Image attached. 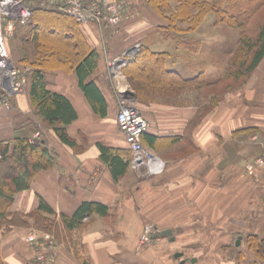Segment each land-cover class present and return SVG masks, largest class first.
I'll use <instances>...</instances> for the list:
<instances>
[{
	"label": "crops",
	"instance_id": "obj_1",
	"mask_svg": "<svg viewBox=\"0 0 264 264\" xmlns=\"http://www.w3.org/2000/svg\"><path fill=\"white\" fill-rule=\"evenodd\" d=\"M131 1L140 3L138 14L124 26L78 23L81 43L97 53L84 78L77 72L78 62L69 60L75 56L62 51L56 50L57 59L41 68L44 90L63 97L70 107L67 120L46 118L32 95L29 62L43 56L37 52L36 30L29 22L15 24L7 37L9 47L16 40L21 66L16 65L26 69L27 83L13 97L12 110L0 109V155L11 154L15 139H26L46 149L50 164L30 179L25 176L6 210L8 218L18 214L27 225L0 217V264H38L39 246L25 237L33 232L41 242L49 233L31 215L41 200L54 214L40 213L58 228L55 235L49 233L56 243L55 264H250L251 259L238 254L246 251V236L264 238V167L253 161L264 144V56L244 82L221 97L201 95L208 85L131 79L124 69L140 49L137 44L161 53L166 71L191 78L206 72L194 74L199 68L192 67L193 75L186 76L174 60L186 59L193 66L207 43L201 23L189 37L182 32L170 36L167 32L173 30L165 28L161 14L145 0ZM216 23L213 28L222 24ZM168 38L172 50L162 48ZM109 61H117L115 71ZM90 84L100 101L90 98ZM129 104L141 108L148 121L141 142L164 162L160 173L141 167L146 176H139L141 168L131 167V150L115 118L117 109ZM113 157L123 163L120 171L113 167ZM86 201L106 211L67 225ZM151 222L159 230L171 229V236L151 235L141 244L143 226ZM178 252L182 254L175 256Z\"/></svg>",
	"mask_w": 264,
	"mask_h": 264
},
{
	"label": "trees",
	"instance_id": "obj_2",
	"mask_svg": "<svg viewBox=\"0 0 264 264\" xmlns=\"http://www.w3.org/2000/svg\"><path fill=\"white\" fill-rule=\"evenodd\" d=\"M145 1L162 15L164 21L167 22L165 28L175 32L195 29L210 12L216 15L218 23L226 24L229 27L250 29L253 25V32L248 38L243 36L239 38L233 58L229 61L226 72L220 79L221 83L230 81L229 84H226V88L233 86L235 82H244L264 56V18L254 19L256 14L264 8V0ZM28 22L36 30L37 52L43 54V56L39 55L36 60L29 62L35 75H33L32 95L46 118L49 120H67L72 115L70 107L63 97L48 94L44 90L40 70L49 66L48 63L52 59H57V50L75 56L70 57L72 59L69 60L78 62L77 72L79 75H83L84 78V75L90 72L93 63L96 62L97 53L95 50L88 48L84 42L81 43L78 35V22L73 17L55 7H46L41 0H36L31 5V16ZM59 22L64 23L65 27L59 26ZM178 22H186L187 26L183 29L178 26ZM69 30L72 34L66 36L65 32ZM167 34L169 33L167 32ZM82 55L83 59L78 58ZM162 60L161 53L141 47L130 60L129 65L125 67L124 73L131 79L135 76L147 80L165 79L170 85L177 83L179 87L180 85H198L201 87L211 83L205 79L203 72L191 78H181L174 72L166 71ZM148 65H151L152 68L147 67ZM87 92L93 101H100V96L92 84L88 86ZM112 160L115 170L120 171L123 163L116 157H113ZM49 161L45 148H41L37 143H31L26 139H15L11 154L3 153L0 155V217L2 221L27 225V222L21 219L18 214L8 218L6 210L12 202L15 192L21 188L20 183L24 182L25 176L28 174L27 179H30L39 168H47L50 164ZM12 164L13 168L4 169ZM94 211L104 213L106 207L93 202H82L73 218L67 221V225L72 226L74 222L75 224L79 223L83 216ZM40 212L54 214L52 208L43 200L39 202L37 210L31 215L34 216L38 228L55 235L58 228L53 221H49L48 216L42 215ZM61 217L66 225L64 215H61ZM245 245L246 251H240L239 256L241 258L247 256L252 260L250 264H264V238L260 239L257 235L252 234L247 235Z\"/></svg>",
	"mask_w": 264,
	"mask_h": 264
},
{
	"label": "built area",
	"instance_id": "obj_3",
	"mask_svg": "<svg viewBox=\"0 0 264 264\" xmlns=\"http://www.w3.org/2000/svg\"><path fill=\"white\" fill-rule=\"evenodd\" d=\"M44 5L73 17L81 25L93 22L107 24L111 27H121L130 22L135 12L129 0H41ZM36 0H0V109L12 110L13 97L24 90L27 83L26 69L16 64L10 57L7 48V37L11 36L15 24H26L31 16V5ZM117 61H109L111 70H116ZM7 68H10L8 70ZM120 131L131 150L130 164L133 169L145 167L149 174L163 171L164 162L141 142L142 134L148 128V121L134 104L121 105L115 114ZM258 167H264V144L261 151L253 159ZM154 230L151 223L143 226L140 243L150 239ZM41 242L31 232L25 241L38 244L39 250L35 255L38 264H55L53 252L56 243L49 233L44 235Z\"/></svg>",
	"mask_w": 264,
	"mask_h": 264
},
{
	"label": "rangeland",
	"instance_id": "obj_4",
	"mask_svg": "<svg viewBox=\"0 0 264 264\" xmlns=\"http://www.w3.org/2000/svg\"><path fill=\"white\" fill-rule=\"evenodd\" d=\"M129 1L131 3V6L134 9V12H135V16L132 19V20H134L136 18L137 14H138L137 11H138V7H139L140 3L136 5L131 0H129ZM139 1L140 0H138L137 2H139ZM145 3H147V2L145 1ZM172 3H175V2H172ZM262 18H264V8L261 11H259L256 14V16L254 17L255 20H259V19H262ZM132 20H130V21H132ZM216 22H217L216 15L213 12L208 13L203 18V20L200 22L201 24H200L199 27L200 28L203 27L201 29L202 33H200V34H201V36L206 38V39L203 38L204 40L203 39L202 40L206 41L207 43L205 42L206 43L205 45H203V46L201 45L198 60L197 61H195V60L193 61V63H194L193 66L191 65L192 62L191 63H187L188 60H186V59H181V58L177 57V59L174 60L175 65L177 67L180 68L183 65L182 68H180V69L185 70L186 76L187 75H189V76L193 75V73H192L193 71L192 70L195 67H198L199 69H197V71L194 72V74H196L199 70L204 69L206 74H204L203 76L205 77V79L208 82H211V83L208 84L209 87H206L205 89H202L201 95H203L204 97L211 96V94L212 95L213 94H219L220 95L221 93L223 94L224 92H226V90L234 91L237 88V85L240 84L238 82H235V83L233 82L234 83L233 86L226 88L225 87L226 84H229V82H230V81H226L224 83H220L219 85H217L215 87L214 86H210V85L214 84V82L216 80H219V79H221L223 77V73H225L224 69H225L226 65L229 64V61L233 58V53H234V50H235V48L237 46L239 38L241 36L248 38L249 35L252 34L253 29H254L253 25H252V27L250 29L249 28L247 29V28L229 27V26H227L226 24H223V23L220 24V26L213 28L212 25L213 24L217 25ZM59 23H62V22H59ZM178 26L184 29L187 26V24H186V22H182V24H179V22H178ZM200 28H198L199 31H200ZM190 31H179L178 33L182 32L183 36L189 37V35H191V34H189ZM175 33L176 32L173 31V32H170L169 35L170 36L171 35H175ZM15 41L10 42V43L12 44V46L16 47V45L14 44ZM145 41H147V40L145 39ZM137 45H138V49L141 48V47H144V46H141L139 44H137ZM153 46H157V45L153 44ZM15 47H11V46L9 47V44L7 42V48H8L10 57H11V59L13 61V64H18V65L21 66V64H19L18 61H16V58H15L16 57ZM163 47L165 49H167V50H172V48L174 47V42L170 38H168L165 41V46H162V48ZM157 48H160V47H157ZM180 59L182 60L181 62H180ZM147 67L152 68L151 65H148ZM221 96L222 95H220V97ZM205 99H207V98H205ZM137 109L139 111H141V113L143 114L141 108L137 107ZM11 168H13V164L10 165L9 167H5L4 169L9 170ZM140 168H138V169H140ZM143 168H145V167H143ZM137 172H138L139 176H146V174H144L142 168L139 171H137ZM151 224H154V223L151 222ZM245 258H248V257L246 256Z\"/></svg>",
	"mask_w": 264,
	"mask_h": 264
},
{
	"label": "water",
	"instance_id": "obj_5",
	"mask_svg": "<svg viewBox=\"0 0 264 264\" xmlns=\"http://www.w3.org/2000/svg\"><path fill=\"white\" fill-rule=\"evenodd\" d=\"M171 229L167 228V229H163V230H158V231H155L153 234H152V237H158L160 235L162 236H169L171 234ZM171 236V235H170ZM173 238V237H171ZM182 253L181 252H178V253H175V256H180ZM191 261H195V258H192Z\"/></svg>",
	"mask_w": 264,
	"mask_h": 264
},
{
	"label": "bare ground",
	"instance_id": "obj_6",
	"mask_svg": "<svg viewBox=\"0 0 264 264\" xmlns=\"http://www.w3.org/2000/svg\"><path fill=\"white\" fill-rule=\"evenodd\" d=\"M8 70H10V68H7Z\"/></svg>",
	"mask_w": 264,
	"mask_h": 264
}]
</instances>
